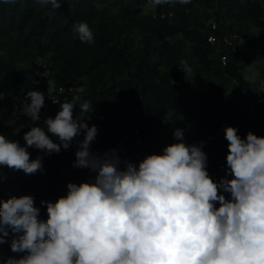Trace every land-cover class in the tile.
<instances>
[{"label":"clouds","instance_id":"1","mask_svg":"<svg viewBox=\"0 0 264 264\" xmlns=\"http://www.w3.org/2000/svg\"><path fill=\"white\" fill-rule=\"evenodd\" d=\"M190 2L150 0V5ZM37 3L53 11L61 7V0ZM73 31L81 42L94 40L85 22ZM182 64L185 74L192 71ZM53 90L47 87V98L57 104ZM70 91L76 93L71 101L45 118L46 130L32 126L24 134V146L0 134V166L28 175L42 172L43 157L31 159L28 148L58 154L83 135L73 167L87 169L94 179L69 182L66 195L54 202L41 200L46 219L32 195L0 200V245L24 253L4 264H264V136L249 131L241 138L236 127L225 126L226 169L218 181L207 171L205 143L186 144L182 129L174 131L176 142L162 154L136 163L115 148L92 151L98 129L85 121L93 104L81 102L83 87ZM26 98L30 103L20 114L35 124L46 97L29 91ZM78 103L81 115L74 118Z\"/></svg>","mask_w":264,"mask_h":264},{"label":"trees","instance_id":"2","mask_svg":"<svg viewBox=\"0 0 264 264\" xmlns=\"http://www.w3.org/2000/svg\"><path fill=\"white\" fill-rule=\"evenodd\" d=\"M107 2L61 0V7L53 11L51 5L41 6L37 0H0V94L26 97L27 92L37 91L32 73L39 66L37 61L43 59L50 67V77H58L61 85L85 89L79 95L81 102L93 104L89 126L98 129L94 147L113 149L124 134L140 131L144 154L128 158L120 152L122 159L136 163L176 142L173 133L181 129L183 117L197 123V138L213 133L222 117L235 125L241 138L247 134L246 120L255 131L260 130L259 136H264V107L259 105L254 118H250L252 83L244 75V65L231 62L222 66L213 58V46L207 42L210 19L226 32L237 30L242 37H264V9L259 0H191L188 4L158 5L153 13H145L144 9L150 0H134L136 8L126 7L127 19L119 24L108 14ZM97 3L102 8L97 9ZM169 12L173 16L162 17ZM80 22L87 23L93 32L91 44L81 42L74 33V26ZM135 28L136 36L132 35ZM173 38L176 40L170 43ZM182 62L192 71L185 74ZM18 63H29L31 67ZM194 72L199 77L192 82L186 80ZM203 73L213 76L216 82L211 83ZM228 83L232 84L231 97ZM54 94L55 90L52 97ZM75 94L64 93L59 104L71 101ZM45 97L44 112L31 127L46 130L45 118L56 115L49 108L51 99ZM20 104L26 105L22 101ZM169 111L172 116L164 119ZM80 115L78 103L73 116ZM0 134L13 140L14 135L8 131ZM82 138L76 137L68 150L58 154L28 148L31 159L43 157L42 172L28 175L21 170L13 177L10 168L0 166V200L32 195L40 208V218L46 219L41 200L54 202L66 195L69 182L94 179V173L73 167ZM184 142L188 143L185 136ZM227 150L207 152V171L214 180L225 175L218 171V165L226 161ZM13 254L17 253L10 251L7 257Z\"/></svg>","mask_w":264,"mask_h":264},{"label":"built area","instance_id":"3","mask_svg":"<svg viewBox=\"0 0 264 264\" xmlns=\"http://www.w3.org/2000/svg\"><path fill=\"white\" fill-rule=\"evenodd\" d=\"M173 16V12H169L168 14H162V17ZM209 32L207 35V42L213 46L214 53L213 58L221 63L222 66H227L231 62H235L238 64V54L240 53L241 42L250 43L251 39L247 37H242L237 30L226 32L223 28L219 26L216 20L210 19L207 22ZM51 76V70L47 63L39 64L37 68L34 69L32 73V79L36 87H40L43 85L45 80ZM64 89L63 92L60 90ZM70 89H75L72 86H63L58 84L55 88V94L53 98L58 102L57 104L52 103L50 101L49 108L53 112V115L56 114L57 106L60 103V96L66 92H73ZM250 100V118H254L257 107L262 105L264 107V91L260 92L254 97H249ZM225 126H233L231 121L228 118L222 117L220 118L217 128L213 133L206 135L205 137H186L188 139L189 145L191 144H199L201 141L205 143V147L203 151L207 154L209 149H221L227 147V141L224 137V128ZM245 126L247 128V133L249 131L252 132L253 127L249 124V120H246ZM114 148L118 149L123 155L126 157H136L137 155L143 153L144 150V141L140 135V131L138 129L124 134L120 137L114 144ZM91 149L97 153H103L111 148H105L101 150L97 147L91 145ZM164 149V148H163ZM163 149L158 152V154H162ZM144 154V153H143ZM226 169V161L221 162L218 165L219 172H225Z\"/></svg>","mask_w":264,"mask_h":264},{"label":"rangeland","instance_id":"4","mask_svg":"<svg viewBox=\"0 0 264 264\" xmlns=\"http://www.w3.org/2000/svg\"><path fill=\"white\" fill-rule=\"evenodd\" d=\"M259 2L262 4L264 9V0H259ZM107 6L109 7L108 14L111 16L113 20L116 21V23H122L127 19V11L126 7L128 8H136V3L134 0H108ZM145 13H153L155 11V7L153 8L150 3L146 4L144 6ZM137 29L132 30V35L136 36ZM176 40V38L170 39L169 42L173 43ZM138 41V39H136ZM255 43V40H254ZM0 57H1V51H0ZM92 57H89L91 59ZM250 60V59H249ZM253 60V59H252ZM43 59H39L37 61V64L45 63ZM256 61H249V66L244 68V75L247 80H249L252 84L256 82V86L258 82L264 80V63H256ZM257 64L260 65V69H256ZM18 66H22L25 68H30L31 65L29 63H18ZM135 71V70H133ZM200 74L194 72L191 73L190 76L186 79L189 81H194L199 77ZM204 76H207L211 83L216 82L213 76L209 75L208 73H203ZM260 78V79H259ZM60 84V79L56 76L50 77L45 80L42 86L36 88L37 91L42 92L45 96L47 95V87H52L54 90L56 86ZM227 87L229 89L228 96L231 97V88L232 84L228 83ZM255 94V93H254ZM23 102V104H27L28 99L25 96L21 95H14L10 94L7 97L3 96V94H0V133L4 131H8L14 135L13 140L18 141L21 146L25 145V141L23 139L24 134L30 130L31 124L33 121H31V118L20 114V109H22L24 106H21L20 102ZM44 112V108L41 109V114ZM172 111H169L164 115V119H169L172 116ZM92 118L90 116V119H87L85 122L89 123L91 122ZM180 127L184 132L185 137H193L195 135V128H196V122L188 117H183L180 123ZM252 132L259 136L260 130L257 129L256 131L252 129ZM83 136V135H82ZM11 175L13 177H17V174L21 170H14L11 169ZM10 239V238H9ZM11 251L9 243H5L3 245H0V264H4V261L9 258L7 257L8 253ZM12 252V251H11ZM23 254L17 253L13 254L12 257L19 258Z\"/></svg>","mask_w":264,"mask_h":264},{"label":"crops","instance_id":"5","mask_svg":"<svg viewBox=\"0 0 264 264\" xmlns=\"http://www.w3.org/2000/svg\"><path fill=\"white\" fill-rule=\"evenodd\" d=\"M254 37L255 36L253 35L247 36V38L251 39L250 43H245L244 41L241 42L240 53L238 56V63L243 64L244 68L250 65L249 61L257 60L256 63L258 62L264 63V37H259V38H254ZM254 40H255V43H254ZM256 69H260L259 64H257ZM262 91H264V80L261 81L260 79V82H258L257 86H256V82L252 84V92H251L250 97H254ZM196 130H197V123H196V128H195V134H196Z\"/></svg>","mask_w":264,"mask_h":264}]
</instances>
